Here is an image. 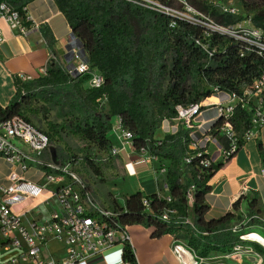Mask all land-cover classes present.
Here are the masks:
<instances>
[{
	"label": "trees",
	"instance_id": "obj_1",
	"mask_svg": "<svg viewBox=\"0 0 264 264\" xmlns=\"http://www.w3.org/2000/svg\"><path fill=\"white\" fill-rule=\"evenodd\" d=\"M33 0H0L7 2L22 17V25L30 27L26 19V6ZM63 14L73 34L83 46L85 57L92 69L101 73L104 84L101 88H88L87 76L72 75L60 64L55 39L50 29L40 25L50 58L46 74L35 75L30 81L14 77L15 93L10 102L0 106V120L20 115L33 123H44L43 130L49 138H59L62 131H69L87 144L83 157L84 169L100 176L102 165L96 162L94 152L105 153L103 161L113 162L112 145L108 138L112 117H119L121 124L131 131L132 145L136 151H147L159 161H167L165 188L170 202L157 193L142 196L129 194L124 207L110 194L108 205L121 212V225H142L152 228L154 238L169 234L192 249L197 257L205 258L213 252L229 253L235 246L249 245L263 258L264 248L254 242L242 240L231 227L243 215L250 217L245 227L264 228L258 218V197L251 192L250 198L239 196L232 210L217 218H206L209 206L206 196L210 192L209 180L221 168L223 161L209 167L199 164L202 156H208V142L197 143L198 134L179 126L174 133L160 130L162 121L177 116V106L198 104L212 94V87L222 93L241 95L242 86H250L264 70V59L254 52L240 56L239 47L228 37L214 36L213 43L225 46V51L207 58L195 44L194 37L200 34L198 27L177 20L170 27L166 15L143 9L123 0H53ZM243 10L251 16V22L264 32V0H238ZM196 9L208 13L216 22L229 24L241 20L240 16L222 13L211 0H189ZM105 98L100 104V99ZM69 107L68 125L51 119L52 107L58 104ZM252 112L235 106L231 123L239 135L252 128ZM218 123L209 124L210 134L219 145L227 146V140L216 132ZM36 126V125H35ZM39 128V127H38ZM40 129V128H39ZM232 152L231 159L240 149ZM264 165V150L257 144ZM60 163L76 164L74 155L54 148ZM190 157V161L185 159ZM95 159V160H94ZM193 185L192 205L188 206L186 192ZM87 188L89 186L87 185ZM142 197L149 199V207L142 204ZM241 202L245 208H241ZM165 209L176 211L178 219L164 221L160 214ZM245 212V213H244ZM191 216L190 222H183ZM241 228V227H240ZM122 258L127 264H137L134 251L128 242L123 244Z\"/></svg>",
	"mask_w": 264,
	"mask_h": 264
},
{
	"label": "built area",
	"instance_id": "obj_2",
	"mask_svg": "<svg viewBox=\"0 0 264 264\" xmlns=\"http://www.w3.org/2000/svg\"><path fill=\"white\" fill-rule=\"evenodd\" d=\"M123 1L168 16L170 27H175L177 20L198 27L200 34L194 37V42L209 59L225 51V46L213 43L214 36L230 38L239 47L240 56L254 52L264 59V32L252 24L251 16L240 5L219 4L218 8L222 13L241 17V20L234 23L220 24L208 13L192 6L189 0ZM0 18H4L11 27H17L22 33L31 26H36L26 15V19L32 24L30 27H24L22 17L7 2L0 3ZM73 44L76 45L70 50V61L64 67L65 70L72 75L87 76L88 88H101L104 84L103 75L90 67L82 44L76 39ZM46 69L47 65L39 67L36 75H45ZM34 76L19 74L18 78L21 81H30ZM212 91L210 97L198 104L187 107L177 106V116L163 120L160 126L163 133H174L179 126H182L190 130V134H198V142L190 145L194 150L197 143L215 144L214 152L209 153L208 156H202L201 152H197L196 156L201 158L199 164L203 167H209L220 160L228 161L232 152L238 148L239 142L244 143L249 140L252 129L264 125V70L250 86L241 87V95L222 93L217 87H212ZM209 98L215 100L207 101ZM99 101L102 104L105 98ZM238 104L252 112V128L243 135H239L231 123L233 110ZM210 107H215V115L204 118L205 111ZM212 123L213 125L218 123L216 132L218 131L227 140L226 147L219 145L217 138L209 133L211 126L203 131L205 126ZM111 131L123 142L133 140L131 131L121 124L120 118L112 126ZM49 146L48 135L22 116L12 115L0 120V157L9 167L10 181L8 185L0 184V250L18 251L16 256L0 261V264H17L18 257L31 260L34 264H76L115 244L130 241L128 225H121L119 221L121 212L100 204L70 161L55 163L46 160L44 154ZM111 154L116 155L115 149L112 148ZM185 161L189 162L190 157ZM31 170L44 181L43 184L24 178L23 173ZM48 184L54 187L47 189ZM193 190L194 186L191 185L186 192L188 206L192 205ZM45 191L48 194L45 200L55 198L59 211H53L48 218L32 221L29 226H25L21 214L15 212L13 207L28 198L42 195ZM157 195L167 202L171 200L169 195L161 196L160 192ZM142 204L147 209L149 199L142 197ZM172 217L175 218L174 220L178 219L176 211L172 209H165L160 214V218L164 221H169ZM190 220L191 216L182 219L185 223ZM249 220L250 217L244 214L239 222L245 226ZM259 229L264 231L263 227ZM231 230L237 234L240 231V224L233 225ZM250 232L259 233L257 229H252ZM237 235L240 239L246 240L245 235ZM51 240L63 244L65 255L62 258L56 259L44 253L45 246ZM172 251L179 264H200L201 258L180 240L174 241ZM226 256L236 259L251 256L260 264L263 262L262 256L255 253L249 245H237L226 253Z\"/></svg>",
	"mask_w": 264,
	"mask_h": 264
},
{
	"label": "crops",
	"instance_id": "obj_3",
	"mask_svg": "<svg viewBox=\"0 0 264 264\" xmlns=\"http://www.w3.org/2000/svg\"><path fill=\"white\" fill-rule=\"evenodd\" d=\"M26 15L36 24L31 26L25 33L17 27H11L4 19L0 18V106H6L15 93L14 77L19 74L36 75L37 69L47 65L50 58L44 38L39 26H47L55 39V47L58 52L60 64L65 67L70 61L68 49L70 48L71 29L63 14L57 9L53 0H33L26 6ZM215 107L207 109L204 118L214 116ZM119 117H112V126L117 123ZM111 132V131H110ZM108 138L112 148L116 151V157L112 164L119 170L122 184L114 189L124 188L123 203L129 194L140 193L146 196L152 193H164L167 161H159L150 156L147 151H136L132 142H123L116 134ZM261 143L264 150V125L252 129L249 140L243 143L236 154L225 161L209 180L210 192L206 196L209 210L206 218H217L232 210L233 202L241 195L248 198L251 192L258 197L257 215L264 221V165L261 162L257 144ZM215 144H209L208 152L213 153ZM48 149L44 158L51 159ZM9 167L0 157V184L8 185ZM24 178L36 183L44 181L32 170L23 173ZM47 189L54 185L48 184ZM112 195V194H111ZM46 191L35 198H28L23 203L15 205L13 210L22 216V222L29 226L32 221H42L48 218L53 211H59V205L55 198L45 200ZM113 196V195H112ZM113 198H115L113 196ZM117 201L118 198H115ZM119 201V200H118ZM110 207L109 205H106ZM241 208L245 203L241 202ZM245 213V212H244ZM260 231L259 227L256 228ZM129 244L131 245L137 264H179L172 251L174 239L166 234L154 238L151 236L152 228L142 225H129ZM123 244H115L99 253L93 254L87 259L76 264H127L122 258ZM44 253L53 258L60 259L65 255L64 246L61 242L51 240L44 248ZM0 261L16 256L15 249L0 250ZM17 264H34L31 260L18 257ZM200 264H260L253 257L243 256L240 259L228 257L226 254L213 252L209 256L200 259Z\"/></svg>",
	"mask_w": 264,
	"mask_h": 264
},
{
	"label": "rangeland",
	"instance_id": "obj_4",
	"mask_svg": "<svg viewBox=\"0 0 264 264\" xmlns=\"http://www.w3.org/2000/svg\"><path fill=\"white\" fill-rule=\"evenodd\" d=\"M213 4L216 6L220 5H239L240 2L238 0H211ZM74 38L71 36L69 43H70V48L68 49V54H70V50L72 47L76 44H73ZM69 107L66 104H58L54 105L52 107V112H51V119L60 124L68 125L69 121ZM34 125L39 127L40 129H46L45 124L38 122V119L33 120ZM113 134V131L110 132V136ZM58 146L62 150H64V153H67L68 155H74L77 158V162L74 166V170L77 172L79 177L86 183V185L89 186V190L91 194L94 196V198L103 205H108V197L110 194H112L115 198H118L117 202L123 203L124 200V188H118L114 189L112 191L113 187H118L120 186L119 183L122 184V180H120V173L119 170L117 169L116 165L114 166L112 162H107L103 161L102 159L100 160L99 158H104L105 153H101L98 151L94 152V156L96 159V162L102 165V174L100 176H95L94 174H91L87 172L84 169V163H83V157L84 155L88 152L87 151V144L81 141L79 138L74 136L70 131L69 128L66 127V130L62 131L61 134L59 135V138H53V140L50 143L49 146V151L51 155V159L55 163H59L57 158L54 155V148ZM95 160V159H94ZM67 162V161H64ZM63 162V163H64ZM161 196H165L164 193H160ZM242 219V218H241ZM240 224V231L237 234H242V235H248L252 229L250 227H245L243 224L240 222L237 223V225ZM261 236L264 237V231H258ZM245 238L247 242H254L259 245H261L264 248V240L261 242H256L254 241L251 237L246 236ZM1 257L4 255L1 254Z\"/></svg>",
	"mask_w": 264,
	"mask_h": 264
},
{
	"label": "bare ground",
	"instance_id": "obj_5",
	"mask_svg": "<svg viewBox=\"0 0 264 264\" xmlns=\"http://www.w3.org/2000/svg\"><path fill=\"white\" fill-rule=\"evenodd\" d=\"M215 99L214 98H209L207 101H214ZM248 235H246V236H249V237H251L254 241H256V242H261L262 240H264V237L263 236H261L259 233H257V232H249V233H247Z\"/></svg>",
	"mask_w": 264,
	"mask_h": 264
},
{
	"label": "water",
	"instance_id": "obj_6",
	"mask_svg": "<svg viewBox=\"0 0 264 264\" xmlns=\"http://www.w3.org/2000/svg\"><path fill=\"white\" fill-rule=\"evenodd\" d=\"M71 35H72V37H74L80 43V41L78 40V38H76L73 34H71Z\"/></svg>",
	"mask_w": 264,
	"mask_h": 264
}]
</instances>
